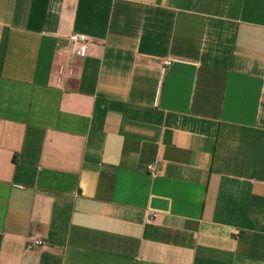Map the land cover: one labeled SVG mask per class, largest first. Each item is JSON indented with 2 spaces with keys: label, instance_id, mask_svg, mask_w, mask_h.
Segmentation results:
<instances>
[{
  "label": "crops",
  "instance_id": "crops-1",
  "mask_svg": "<svg viewBox=\"0 0 264 264\" xmlns=\"http://www.w3.org/2000/svg\"><path fill=\"white\" fill-rule=\"evenodd\" d=\"M0 264H264V0H0Z\"/></svg>",
  "mask_w": 264,
  "mask_h": 264
},
{
  "label": "built area",
  "instance_id": "built-area-1",
  "mask_svg": "<svg viewBox=\"0 0 264 264\" xmlns=\"http://www.w3.org/2000/svg\"><path fill=\"white\" fill-rule=\"evenodd\" d=\"M88 37L84 33H71L65 41L58 42L60 45L68 46L71 48V51L74 55L84 56L86 52V46L88 44ZM172 61L166 60L164 62L163 71L169 68L172 65ZM150 172L154 171L153 166H148ZM33 246H42V242L40 240H35L27 246L28 252L32 250Z\"/></svg>",
  "mask_w": 264,
  "mask_h": 264
}]
</instances>
